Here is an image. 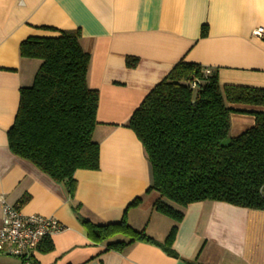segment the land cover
Returning <instances> with one entry per match:
<instances>
[{
	"label": "crops",
	"instance_id": "1",
	"mask_svg": "<svg viewBox=\"0 0 264 264\" xmlns=\"http://www.w3.org/2000/svg\"><path fill=\"white\" fill-rule=\"evenodd\" d=\"M204 25L208 32L202 37ZM77 28L91 58L88 84L100 96L94 131L100 168L78 169L71 196L67 183L14 154L7 133L20 89L32 85L41 64L22 57L20 44ZM258 28L264 32V0H0V194L26 214L54 217L65 226L50 237L53 250L38 248L35 264H264V210L205 200L174 205L184 212L176 223L153 209L160 195L148 190L151 166L141 141L126 125L180 61L217 69L221 85L264 88V35L254 33ZM128 57L139 59L135 67H128ZM230 117L232 138L255 124L251 113L233 112ZM136 198L139 203L129 207ZM1 217L0 204V225ZM80 217L95 224L125 217L161 243L176 225V255L141 241L123 251L108 250L110 242L127 238L96 242ZM0 264L21 261L0 255Z\"/></svg>",
	"mask_w": 264,
	"mask_h": 264
},
{
	"label": "trees",
	"instance_id": "2",
	"mask_svg": "<svg viewBox=\"0 0 264 264\" xmlns=\"http://www.w3.org/2000/svg\"><path fill=\"white\" fill-rule=\"evenodd\" d=\"M59 31L58 36L29 37L20 44L22 57L39 59L41 64L32 85L20 89L18 110L7 135L14 154L55 181L67 183L74 196L75 172L100 168V145L94 140L100 96L88 84L91 58L80 44L81 30ZM207 32L204 25L202 37ZM138 61L128 57L127 65L135 67ZM202 68L186 61L177 63L126 124L141 141L151 166L148 190L160 195L153 209L176 223L184 212L174 205L186 207L205 200L264 210V109L231 106L264 108V88L221 85L217 69L205 76ZM194 79L199 81L195 88L190 85ZM233 112L253 114L255 124L223 146L221 142L230 137ZM27 199L23 197L21 203ZM139 201L136 198L129 207ZM74 210L79 215L80 205ZM80 220L96 242L118 235L127 238L110 242L108 250L123 251L141 241L161 245L176 255L172 249L176 225L161 243L145 229L132 227L125 217L106 224ZM53 248L49 237L39 245L42 252Z\"/></svg>",
	"mask_w": 264,
	"mask_h": 264
},
{
	"label": "built area",
	"instance_id": "3",
	"mask_svg": "<svg viewBox=\"0 0 264 264\" xmlns=\"http://www.w3.org/2000/svg\"><path fill=\"white\" fill-rule=\"evenodd\" d=\"M254 33L261 37L264 35L262 28ZM202 72L205 76L209 75L212 68L203 67ZM198 84V79L190 83L193 88ZM0 204V255L18 258L21 264H35V252L41 242L64 230V224L54 217L37 213L26 214L19 205L10 203L3 194H0Z\"/></svg>",
	"mask_w": 264,
	"mask_h": 264
},
{
	"label": "water",
	"instance_id": "4",
	"mask_svg": "<svg viewBox=\"0 0 264 264\" xmlns=\"http://www.w3.org/2000/svg\"><path fill=\"white\" fill-rule=\"evenodd\" d=\"M231 141H232V137H228V138H226L225 140H223V141L221 142V144H222L223 146H228V145L231 144Z\"/></svg>",
	"mask_w": 264,
	"mask_h": 264
}]
</instances>
